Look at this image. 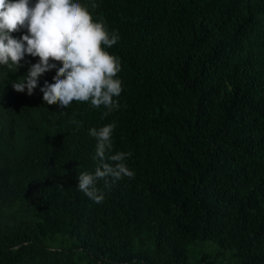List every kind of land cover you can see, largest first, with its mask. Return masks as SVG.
Segmentation results:
<instances>
[{"label": "trees", "instance_id": "16d2710c", "mask_svg": "<svg viewBox=\"0 0 264 264\" xmlns=\"http://www.w3.org/2000/svg\"><path fill=\"white\" fill-rule=\"evenodd\" d=\"M78 2L119 35V108L48 105L55 69L28 95L39 58L0 65V264H264V0ZM112 122L135 175L98 204L77 176Z\"/></svg>", "mask_w": 264, "mask_h": 264}, {"label": "clouds", "instance_id": "9594fccd", "mask_svg": "<svg viewBox=\"0 0 264 264\" xmlns=\"http://www.w3.org/2000/svg\"><path fill=\"white\" fill-rule=\"evenodd\" d=\"M21 29L26 34L19 39L11 35ZM118 40L119 35L110 33L102 19L94 20L78 0H35L31 5L29 0H0V65L15 71L25 54L39 58L26 76L12 84L17 92L26 88L28 95L43 73L55 69L54 82L45 81L40 88L48 105L68 108L74 101L89 102L93 109H106L102 118L118 109L115 98L122 92V81L117 78L121 62L106 50ZM115 128L112 122L89 129V136L96 140L93 160L97 166L94 172L83 171L77 176L78 190L98 204L104 199L96 187L99 179L115 181L135 175L126 163L131 153L110 154Z\"/></svg>", "mask_w": 264, "mask_h": 264}, {"label": "rangeland", "instance_id": "374dc122", "mask_svg": "<svg viewBox=\"0 0 264 264\" xmlns=\"http://www.w3.org/2000/svg\"><path fill=\"white\" fill-rule=\"evenodd\" d=\"M215 249V248H214ZM216 250V249H215ZM203 252H205L206 253V255L207 256H214V255H212L213 254V250H211V251H203ZM219 263V259H217L216 261H215V264H218Z\"/></svg>", "mask_w": 264, "mask_h": 264}]
</instances>
